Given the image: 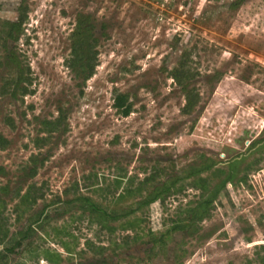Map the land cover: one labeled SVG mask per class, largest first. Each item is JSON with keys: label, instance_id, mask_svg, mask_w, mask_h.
Masks as SVG:
<instances>
[{"label": "rangeland", "instance_id": "1", "mask_svg": "<svg viewBox=\"0 0 264 264\" xmlns=\"http://www.w3.org/2000/svg\"><path fill=\"white\" fill-rule=\"evenodd\" d=\"M81 16L94 57L73 47ZM148 173L173 191L126 214L146 192L116 200L114 179ZM199 185L218 196L196 220ZM81 194L121 217L85 212ZM0 251V264L264 263V0H0Z\"/></svg>", "mask_w": 264, "mask_h": 264}, {"label": "trees", "instance_id": "2", "mask_svg": "<svg viewBox=\"0 0 264 264\" xmlns=\"http://www.w3.org/2000/svg\"><path fill=\"white\" fill-rule=\"evenodd\" d=\"M238 3H234L233 7H236ZM26 19V9L22 8L21 6L18 8V17L14 22H11L8 24V32L7 36L12 42H15L18 40L20 34L22 33V25ZM94 26L89 18V16L80 17V19L77 22L76 30L73 32V47L78 49L79 51L85 52L87 55H90L91 57L95 56V53L91 52L90 50V44L88 43L89 39L92 38V30ZM189 54L187 52H183V54L180 56L179 61L177 62L176 66H174L170 71H168L169 78L176 84H180L183 80L189 63ZM198 102L197 95L191 93L187 100L185 101V104L183 106L182 112L183 114H189L190 111L194 108V106ZM113 108L116 110V112L122 116V117H128L130 113L132 112V104L129 102L128 96L126 94H118L114 98ZM192 170H197L195 167L192 168ZM222 171L217 169L214 171L215 173H221ZM232 176L230 174L227 175V177L222 181L221 187L225 188L226 185L232 180ZM84 179H87L88 185L85 186V188L93 193H97L101 190H103L104 181H100L97 176H93L92 174H88ZM156 175L154 173H148L146 174L142 179H140L137 183H135V179L132 177H123L118 176L113 181V188H112V196L116 200H122L126 196H135L142 194L143 192H146V194L143 196L142 199L138 200V202L134 205V207H130L129 211L126 214L133 213L135 209H140L142 206H147L153 202L156 201H163L166 195H169L170 192L173 191L175 187V181H171L168 179H164L158 183H155ZM126 180V181H124ZM125 182V187L118 193H116L117 190L120 189L122 182ZM209 182V181H208ZM107 192H110V186H105ZM200 190L199 200L202 201V203H198L195 205L196 207L191 211L195 215H197L196 220H201L203 217L208 215V207L211 205L212 201L215 200L218 196V191H212L211 196L205 192V189L203 186H198ZM143 195V194H142ZM72 202H75L77 204L81 205V208L85 211L90 213L91 215H94L96 217H100V220L109 222V221H116L119 217H121V214L117 211L111 210L108 207H104L100 203L96 202V200L90 196L85 195H78L74 197ZM29 229V228H28ZM189 229V225L187 226H178L176 225L173 227V230L177 231H186ZM27 233V232H26ZM26 237V236H25ZM23 244L22 241H18L17 244L14 247H20ZM13 247V248H14ZM12 249H9V251H12ZM1 254V251H0ZM44 255V258L47 261L52 260V255L44 251L42 252ZM264 264V263H262Z\"/></svg>", "mask_w": 264, "mask_h": 264}]
</instances>
